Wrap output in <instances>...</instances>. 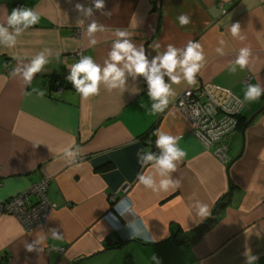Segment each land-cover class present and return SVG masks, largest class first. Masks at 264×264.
I'll return each mask as SVG.
<instances>
[{
  "label": "crops",
  "instance_id": "1",
  "mask_svg": "<svg viewBox=\"0 0 264 264\" xmlns=\"http://www.w3.org/2000/svg\"><path fill=\"white\" fill-rule=\"evenodd\" d=\"M77 3L87 7L92 0H0V22L16 7L41 13L16 47L0 45V264H156L153 257L159 264H246L249 249L259 257L256 264H264V111L249 122L264 96L244 100L249 84L264 85V0H106L91 18L104 25L94 47L90 20L76 11ZM181 14L191 18L188 25H179ZM236 22L243 40L229 31ZM120 30L132 33L150 58L169 44L199 42L205 62L196 84H173L169 106L158 114L150 112L142 79L129 78L125 92L102 86L87 99L68 81L61 94L53 90L78 54L103 63ZM243 47L251 49L249 65L233 72ZM45 49L51 52L46 72L26 84L18 64ZM191 87H206L213 97L230 91L244 103L242 125L221 142L224 157L216 153L219 145L206 148L195 137L175 106ZM156 129L182 136L187 152L173 173L179 188L170 195L137 182L138 173L150 170L141 168L137 150L158 152ZM69 145L78 154L66 155ZM42 178L50 179L51 210L45 224L26 231L1 204ZM198 202L212 211L202 221ZM40 237L43 243H35Z\"/></svg>",
  "mask_w": 264,
  "mask_h": 264
},
{
  "label": "clouds",
  "instance_id": "2",
  "mask_svg": "<svg viewBox=\"0 0 264 264\" xmlns=\"http://www.w3.org/2000/svg\"><path fill=\"white\" fill-rule=\"evenodd\" d=\"M106 0H92L91 6H85L77 3L75 9L82 14L87 23V35L89 44L96 46L98 41L95 33L103 32L104 25L95 20L94 10H104ZM111 15V11L104 12ZM41 21V13L32 7H16L8 12L4 21L0 22V45L5 48H14L17 45L18 38L21 37L30 28L38 25ZM179 25L185 26L191 22V18L186 14L178 17ZM231 35L240 40L245 39L241 34V24L239 22L231 23L229 27ZM116 39L112 42L107 58L100 63L91 55H80L78 61L71 65H66L68 75L66 80L82 98L87 99L91 96L99 95L101 87L108 90L119 89L121 92L128 90V81H140L141 79L147 86V97L152 101L150 112L158 114L165 111L170 103V97L173 95V84L185 82L188 85H195L197 74L200 72L205 62L203 46L196 41L188 42L183 48H178L169 44L165 51L157 52L151 58L143 45H136L132 40V33L127 31H117ZM224 43L223 40L220 41ZM159 48V45L156 46ZM217 52L224 54L222 48H217ZM60 54H57L59 58ZM251 49L243 47L239 50L236 59L232 65V71H236L238 65L244 69L249 65ZM51 52L48 49L42 50L27 63H19L16 69L17 74L25 81L31 83L37 73H45L46 65L50 63ZM139 92H135L137 94ZM264 96V85L259 83L249 84L244 92V100L247 102L258 101ZM155 147L158 152L147 148L138 149L137 157L141 168L150 167L148 172L137 174V182L145 188L151 189L156 193L171 194L179 188L177 181L173 179V173L177 171L178 165L187 156V152L181 147L182 136L172 135L163 129H156ZM74 145H69L64 149V153L73 156L78 153L73 152ZM131 200V198H125ZM134 204V203H133ZM131 207V205H130ZM196 216L200 221L206 219L212 214L207 204H196ZM188 216L192 218L191 211ZM194 221L195 219L192 218ZM52 237L60 239L58 231H52ZM44 237H40L35 243H43ZM29 251L33 250V244H28ZM246 264H256L259 260L257 255L246 250ZM156 264L159 261L156 257Z\"/></svg>",
  "mask_w": 264,
  "mask_h": 264
},
{
  "label": "built area",
  "instance_id": "3",
  "mask_svg": "<svg viewBox=\"0 0 264 264\" xmlns=\"http://www.w3.org/2000/svg\"><path fill=\"white\" fill-rule=\"evenodd\" d=\"M251 80L252 76L247 75L245 84H249ZM66 81V77L55 80L54 91L61 94ZM175 106L191 123L195 137L206 148L219 145L216 153L224 157L226 146L221 142L224 137L237 132L243 101L230 91L213 97L206 87H191L177 97ZM49 183L48 178L40 179L27 190L2 203L1 211L14 216L26 231L45 224L51 210V204L46 199Z\"/></svg>",
  "mask_w": 264,
  "mask_h": 264
},
{
  "label": "water",
  "instance_id": "4",
  "mask_svg": "<svg viewBox=\"0 0 264 264\" xmlns=\"http://www.w3.org/2000/svg\"><path fill=\"white\" fill-rule=\"evenodd\" d=\"M263 111H264V106H263V107H262V108H261L256 114H254V115L252 116V118L249 120V122H250V121H251L256 115L260 114V113L263 112ZM249 122H248V123H249ZM248 123H247V124H248ZM247 124H246V125H247ZM246 125H245V127H246Z\"/></svg>",
  "mask_w": 264,
  "mask_h": 264
},
{
  "label": "trees",
  "instance_id": "5",
  "mask_svg": "<svg viewBox=\"0 0 264 264\" xmlns=\"http://www.w3.org/2000/svg\"><path fill=\"white\" fill-rule=\"evenodd\" d=\"M62 82H63V81H62ZM52 87H53V90H54V89H55V88H54V85H52ZM242 123H243V122H242V117H240V118H239V126H241ZM204 226H205V225H204ZM204 226H203V227H204Z\"/></svg>",
  "mask_w": 264,
  "mask_h": 264
},
{
  "label": "rangeland",
  "instance_id": "6",
  "mask_svg": "<svg viewBox=\"0 0 264 264\" xmlns=\"http://www.w3.org/2000/svg\"><path fill=\"white\" fill-rule=\"evenodd\" d=\"M12 216V215H11ZM14 217V216H13Z\"/></svg>",
  "mask_w": 264,
  "mask_h": 264
}]
</instances>
